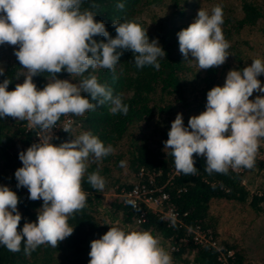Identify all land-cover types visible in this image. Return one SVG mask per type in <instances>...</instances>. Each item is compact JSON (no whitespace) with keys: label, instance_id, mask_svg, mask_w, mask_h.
I'll return each instance as SVG.
<instances>
[{"label":"clouds","instance_id":"9594fccd","mask_svg":"<svg viewBox=\"0 0 264 264\" xmlns=\"http://www.w3.org/2000/svg\"><path fill=\"white\" fill-rule=\"evenodd\" d=\"M85 2L0 0V45L18 46L14 55L26 70L23 83L16 84L14 90H7L10 79L0 83V118L27 121L30 128L39 129V142L18 153L22 167L14 176L17 189L26 188L30 200L43 201L36 222H25L18 231L22 218L17 207L19 197L8 186H0V245L11 252H19L23 242L25 255H30L41 245L57 248L60 241L69 237L73 233L69 217L86 207L82 180L87 162L90 158L99 161L114 151L91 132L58 145L52 143V130L61 116L82 117L106 102L111 104L113 115L128 112L122 98L114 97L112 90L99 83L89 69H108L116 79L115 66L127 50L135 53L137 68L151 65L159 70L158 58L166 55L157 39L150 42L146 30L132 21H113L116 36L112 38L105 24L95 20L96 13L82 8ZM116 7L122 10L124 4ZM223 16L219 5L210 13L199 9L194 22L177 33L185 61H195L198 69L226 62L230 43L222 31ZM98 36L105 40L94 39ZM62 70L80 77L79 83L58 79ZM43 73L48 74V83L38 90L33 77ZM3 75L4 69L0 68V76ZM261 75L264 60L260 58L242 71L229 70L223 86H214L207 92L205 110L189 117L187 127L182 114H176L164 148L174 157L178 173L197 174L194 154L206 158L205 171L209 175H227L230 168L255 166L259 144L264 139V95L254 100L249 97L254 91L264 93V85L257 78ZM82 93L89 94L96 103ZM72 123L66 122L62 130L70 133ZM87 179L94 189H104L106 181L98 172L89 174ZM128 203L135 207L133 201ZM88 255V264H173L170 254L151 232H126L119 227H111L99 239L92 240Z\"/></svg>","mask_w":264,"mask_h":264},{"label":"trees","instance_id":"16d2710c","mask_svg":"<svg viewBox=\"0 0 264 264\" xmlns=\"http://www.w3.org/2000/svg\"><path fill=\"white\" fill-rule=\"evenodd\" d=\"M188 1L86 0L82 5V8H90L96 13L95 20L105 24L112 38L116 36L113 21H132L146 30L150 42L157 39L166 55L158 58L159 70L151 65L137 68L134 63L135 53L127 50L115 66L116 79H113L114 74L108 69H89V73L97 76L99 83L112 90L114 97L119 95L122 98V102L128 106V112L126 115H113L110 112L111 104L106 102L82 117L73 116L71 132H59L54 135L52 143L58 145L83 132H91L105 146L111 145L114 151L99 161L90 158L87 162V171L82 180V189L87 193L86 207L69 217L68 224L73 227L69 237L60 241L57 248L41 245L30 255H25L23 242L19 252H11L0 245V264H88L90 242L99 239L111 227H119L126 232H151L159 238L160 246L170 254L173 264H223L217 259L214 247L195 244L190 240L180 241L184 229L176 223L168 224L148 208H144V220L135 223L133 218L141 207H131L116 194L120 188L126 189L132 184L139 168L159 171L155 181H164L169 169L175 167L170 150L164 148L174 120L171 115L174 112L181 113L187 127L189 117L205 110L207 92L221 82L220 71H225L226 65L231 70L242 71L254 47L253 40L264 35V0H207L209 13L217 5L223 9L222 31L230 43L227 59L231 63L224 64L222 68L198 69L195 61H185L179 51L177 33L186 29L189 23L174 24L176 18L184 13ZM93 3L95 8L91 7ZM118 3L124 4L122 10L116 7ZM157 4H165V8L160 16L151 19V23L140 17L142 9ZM241 33L251 35L242 37ZM94 39L105 40L102 36ZM14 50H18V46L0 45V68L4 69L0 83L5 78L10 79L12 82L8 85V91L14 90L16 84L23 83L26 71L19 64ZM260 51L264 60V49ZM188 59L192 60V57ZM67 75L62 70L57 78ZM47 76V73H43L33 77L38 90L48 83ZM74 78L79 83L81 78ZM257 78L264 85L261 76ZM82 95L96 103L89 94ZM256 97L252 95L249 99L254 100ZM33 131L30 127L25 128V121L11 117L0 118V186H8L19 197L17 207L22 218L18 231L25 222H36L43 203L42 200H30L26 188L17 189L14 176L15 171L22 167L18 153L35 143ZM194 160L198 170L196 175L177 172L164 184L170 202L180 212H185L183 220L187 224L198 223L209 231L212 238L232 250L233 256L229 259L231 264H264L262 258L253 259L254 249L244 243V228L238 236L233 232V235L220 232L221 209L215 207L216 203L224 202L238 206L241 210L246 209L252 213L248 223L264 214V186L251 190L241 181L249 172L264 179V159L256 156L253 168H241L239 171L230 168L227 175H209L205 171L206 158L194 154ZM93 172H98L106 181L102 191L94 189L88 182L87 177ZM128 176L130 178L126 179ZM169 245H173V248L170 249Z\"/></svg>","mask_w":264,"mask_h":264},{"label":"built area","instance_id":"2783aa9c","mask_svg":"<svg viewBox=\"0 0 264 264\" xmlns=\"http://www.w3.org/2000/svg\"><path fill=\"white\" fill-rule=\"evenodd\" d=\"M71 120L73 122V116H61L57 123V126L53 128V136L59 132H63V126L66 122ZM25 128H29L27 121H25ZM39 129H34L32 133V138L35 143L39 142L37 133ZM257 157L264 159V141L261 140L259 144ZM240 170V169H239ZM236 170V171H239ZM159 171L144 170L139 168L137 171L136 179L132 184L124 189L120 188L116 194H118L125 201H133L135 207L130 204L131 207H141L138 210L137 215L134 216L133 221L135 223L142 222L145 218L144 208L150 209L152 212L159 215L162 219L166 220L167 223H176L184 229V235L179 237L180 241L190 240L195 244L209 245L215 248L217 252V259H219L223 264H231L229 260L233 255L230 248H227L220 244L217 239H214L209 234L207 229L202 228L198 223L187 224L183 220L184 211L180 212L175 206L170 202L169 195L164 189V184L167 183L172 174L177 173L175 167L170 168L167 172V176L162 183H157L155 181V175ZM243 182V179L241 180ZM170 249L173 245H169Z\"/></svg>","mask_w":264,"mask_h":264},{"label":"rangeland","instance_id":"374dc122","mask_svg":"<svg viewBox=\"0 0 264 264\" xmlns=\"http://www.w3.org/2000/svg\"><path fill=\"white\" fill-rule=\"evenodd\" d=\"M208 1L207 0H189L188 5L184 8L181 17L176 18L174 21V24L176 23H182L186 22L191 24L194 22V20L197 17V13L199 9L207 10L208 8ZM165 8V4H157L152 5L151 7H146L141 10L140 17L145 19L146 22L151 23V19L160 16L163 11L162 9ZM168 9H170L168 7ZM246 33V32H243ZM241 33L240 36H246L249 37L251 34H243ZM253 49L250 52V58L248 62L246 63V66L250 65L251 62L254 59L260 58L262 59L263 56L261 55L260 49H264V35L257 36L256 39L253 40ZM229 57V56H228ZM230 60L227 59L224 64H230ZM223 64V65H224ZM217 66L218 68H222V66ZM225 71H220V74L222 75L221 82L218 85L215 86H223L226 78V74L228 73L231 68H229L227 65L224 68ZM261 78L264 80V75H261ZM58 79L63 80H69L73 83H78V81L72 77V76H65ZM257 94L253 93V97H256ZM258 96V95H257ZM179 112H174L171 117L175 119L176 114ZM191 113V111H189ZM130 176L126 177V179H129ZM243 182L249 189L258 188L259 186H264V179H261L259 175L253 174V173H247L245 176H243ZM216 203L215 207L220 208V232L227 233L228 235H239L242 234L240 230L243 228L245 231L243 232L244 235V243L247 245L248 248L254 249V258L258 259L262 258L264 261V214H260L256 216L253 221L248 223V218L251 216V212L244 209L241 210L238 208V206H234L233 204L228 203ZM233 205V206H232ZM42 211V210H41ZM233 232V234H231Z\"/></svg>","mask_w":264,"mask_h":264}]
</instances>
